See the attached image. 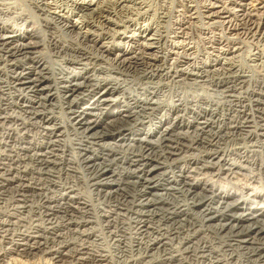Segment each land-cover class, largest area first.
<instances>
[{"label":"bare ground","instance_id":"obj_1","mask_svg":"<svg viewBox=\"0 0 264 264\" xmlns=\"http://www.w3.org/2000/svg\"><path fill=\"white\" fill-rule=\"evenodd\" d=\"M254 1L0 0V264H264Z\"/></svg>","mask_w":264,"mask_h":264},{"label":"rangeland","instance_id":"obj_2","mask_svg":"<svg viewBox=\"0 0 264 264\" xmlns=\"http://www.w3.org/2000/svg\"><path fill=\"white\" fill-rule=\"evenodd\" d=\"M154 2H150L151 3V7H152V11H159L160 10V8H162L163 6H166V7H168V8H170V7H173V3L172 2H174L175 0H153ZM158 1V2H157ZM248 1V0H247ZM254 0H249V2H252V3H249V5L250 4H254L255 3V1L253 2ZM264 1V0H263ZM157 4V5H156ZM162 4V5H161ZM165 4V5H164ZM171 5V6H170ZM227 5V4H226ZM162 6V7H161ZM229 7H233V5L232 4H229ZM22 8H26V7H23L22 6ZM154 9H156V10H154ZM168 24V25H167ZM166 25L167 26H170V25H172L173 24V17L172 16H170V18H168V23H167ZM192 26H194V27H192ZM191 27H190V29H189V34H190V36H191V40H192V42L195 44V45H197V46H200L201 45V39H200V37H201V35H202V33H201V31H202V29H200L201 28V26L200 25H192ZM200 26V27H199ZM171 27V26H170ZM193 28V29H192ZM191 32V33H190ZM193 33V34H192ZM198 36H200V37H198ZM195 39V40H194ZM195 41L196 42H198V43H195ZM89 44V43H88ZM199 44V45H198ZM240 46H241V44H240ZM247 48L248 47H245V51L243 52V55H245L246 53H247ZM242 57H244V56H242ZM237 178L238 179H241L242 178V175H237ZM244 178H242V181H244L243 180ZM235 181V180H234ZM220 182H222L223 184H224V180H221ZM236 182H238V181H236ZM239 182H241V180H239ZM262 184V185H261ZM264 183H262V181H254V182H252V183H250V186H257V187H259V188H257L256 187V189L257 190H260L261 188V191L262 192H264ZM254 189H255V187H254ZM34 264H40V262L38 263V262H36V263H34ZM41 264H44V262L42 263L41 262Z\"/></svg>","mask_w":264,"mask_h":264}]
</instances>
